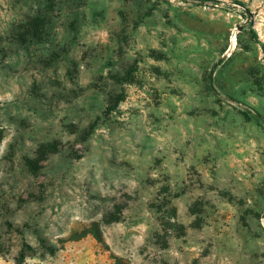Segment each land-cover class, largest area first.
Segmentation results:
<instances>
[{
  "label": "rangeland",
  "instance_id": "rangeland-1",
  "mask_svg": "<svg viewBox=\"0 0 264 264\" xmlns=\"http://www.w3.org/2000/svg\"><path fill=\"white\" fill-rule=\"evenodd\" d=\"M0 264H264V0H0Z\"/></svg>",
  "mask_w": 264,
  "mask_h": 264
},
{
  "label": "trees",
  "instance_id": "trees-1",
  "mask_svg": "<svg viewBox=\"0 0 264 264\" xmlns=\"http://www.w3.org/2000/svg\"><path fill=\"white\" fill-rule=\"evenodd\" d=\"M197 1H200V2H204V1H208V0H197ZM122 100V98H118V99H115L114 103L111 105L110 108H108V110H114V108L118 105V103Z\"/></svg>",
  "mask_w": 264,
  "mask_h": 264
},
{
  "label": "water",
  "instance_id": "water-1",
  "mask_svg": "<svg viewBox=\"0 0 264 264\" xmlns=\"http://www.w3.org/2000/svg\"><path fill=\"white\" fill-rule=\"evenodd\" d=\"M237 29L240 30V29H241V26L239 25V26L237 27Z\"/></svg>",
  "mask_w": 264,
  "mask_h": 264
}]
</instances>
